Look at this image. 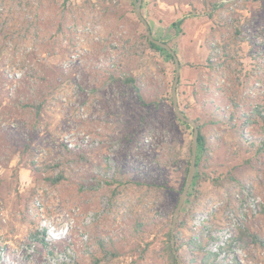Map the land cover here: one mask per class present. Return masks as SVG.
I'll list each match as a JSON object with an SVG mask.
<instances>
[{"label":"rangeland","instance_id":"rangeland-1","mask_svg":"<svg viewBox=\"0 0 264 264\" xmlns=\"http://www.w3.org/2000/svg\"><path fill=\"white\" fill-rule=\"evenodd\" d=\"M142 14L176 52L180 108L208 139L176 225L178 254L214 264L206 228L229 234L219 264H264L263 122L229 121L233 75L206 67L215 29L239 24L238 99L244 112L264 107V2L143 0ZM144 34L134 0H0L1 264H170L166 234L193 129L168 99L174 62ZM43 230L47 247L32 240Z\"/></svg>","mask_w":264,"mask_h":264},{"label":"trees","instance_id":"trees-1","mask_svg":"<svg viewBox=\"0 0 264 264\" xmlns=\"http://www.w3.org/2000/svg\"><path fill=\"white\" fill-rule=\"evenodd\" d=\"M131 1L133 3V0H131ZM260 1L264 2V0H260ZM65 4H66V2H65ZM209 16L212 18L211 14H209ZM182 21H183V18L179 19L176 22V24L180 25L182 23ZM141 23H142V21H141ZM222 25H223L224 30H222L221 27L215 29L216 34H213V36L211 37V39L208 42L209 55L207 58L206 67L213 73L223 71V72H226V73L233 75V81H234L233 89L230 90L228 88L227 90H225V91H227V93H229L231 95V96L230 95L227 96V98H226L231 105V112H230L231 115L229 117V121H234L235 119L236 120L238 119V120L242 121V124H246V123H249L252 119H254L255 117H253V116L256 115L257 117L261 118V121L263 122V127H264V107L256 105V106L252 107L250 112H244L242 109L243 108L242 100L238 99L240 95L238 94L239 91L237 88L241 85V82H240V77L237 75V67H235V64L240 63V56H238V53H237L238 49L237 50L233 49L231 47V43H233V42L235 43L236 41H240L239 39H241L240 37H241V34L243 33V31H242L241 27H239V24H235L234 22H229V23L222 24ZM144 28L147 31L145 26H144ZM143 37L145 38L149 49L164 52L169 57L170 61L174 62L172 55L166 49L161 48L160 46L151 42L148 39L147 34H144ZM242 39H244V38L242 37ZM137 48H139V47H137ZM121 62H122V60H121ZM137 80L138 79L135 75L125 74V80L123 82L128 83L129 86H131L132 88H135V90H139V92H140V90H142V89L140 88V83H138ZM203 88H205L207 90L206 85H203ZM177 95H178V92H177ZM138 99L143 104L146 103V100H145L143 94L142 95L139 94ZM168 99L172 102L171 93H170V95L168 94ZM153 101L154 102H152V103L155 105V107H158L160 105L161 100L158 101V99H156ZM211 103H214V102H211ZM212 105H214V104H212ZM181 110L186 115L185 111L183 109H181ZM194 120L198 124V120L197 119H194ZM181 122L187 126H190V124H188L186 122H183V121H181ZM198 127H199V135H198L196 169L200 166L202 157H205V156L208 157V154H209V152H208V150H209L208 149L209 148L208 147V139H207L204 131L202 130V126L200 124H198ZM261 144L264 146V137L261 140ZM257 151H262L261 146L258 147ZM190 154H191V145L189 147V155L186 158L185 163H184V167H183V174H184L185 180H186L188 170H189ZM156 160H157L156 163L158 165L157 169L160 168L159 171L157 170V174H159V176L157 175V177H159V181L161 182L160 178H161L162 174L164 173V170H163L164 167L161 164V162L163 161V156L158 154V156H156ZM30 167L36 171H38V169H39L35 166L34 162H30ZM197 176H198V171L196 172L194 178ZM208 177H210V176H208ZM62 178H63V174H61V173H59L55 176H48L47 177V179L52 184L59 182ZM117 180H118V178H113V179H111V182H115ZM181 224H183L182 221L178 222V225H181ZM166 235H167V242L165 245V252L167 253L169 263L170 264H178L176 256L173 253V249H172L171 229L167 232ZM241 235H249L253 238V240L255 242H263V239H261L255 232H251L250 230H246V229L241 230ZM45 237H46L45 230H43L41 232L36 231L32 236V240L40 242L41 244H43L44 246L47 247L48 242L46 241ZM176 240H177L176 248H177V250H179L180 245L178 242V237H176ZM99 243H100V246L103 247L104 252H106L107 250H105L103 240L99 241ZM191 243H196V242L192 241ZM215 255L216 254H214V253L207 252L206 255L204 256L206 263H209V262L211 263L212 260L215 258ZM181 259L183 260V258H181Z\"/></svg>","mask_w":264,"mask_h":264},{"label":"water","instance_id":"water-1","mask_svg":"<svg viewBox=\"0 0 264 264\" xmlns=\"http://www.w3.org/2000/svg\"><path fill=\"white\" fill-rule=\"evenodd\" d=\"M142 1L143 0H134V10H135L136 16L142 21V23L147 29L146 34H147L148 39L151 42L155 43L156 45L160 46L161 48L166 49L172 55L173 60H174L175 74H174L173 84L171 87V97H172V105H173L175 116L179 120L190 124L193 129L192 139H191V154H190V160H189V170H188V174H187L182 192L174 208L172 223H171V244H172L173 253L176 256L178 264H185L184 261L179 256L178 250L176 248L175 230H176V225L178 222L181 208L187 198L190 186L193 182V179L196 173V159H197L199 127H198L197 122L194 119L188 117L187 115L183 113V111L180 108L179 102H178L177 84H178L179 76H180V65H181L180 60L176 52L167 42L161 39L155 38L153 36V33L150 29V25L142 14Z\"/></svg>","mask_w":264,"mask_h":264},{"label":"built area","instance_id":"built-area-1","mask_svg":"<svg viewBox=\"0 0 264 264\" xmlns=\"http://www.w3.org/2000/svg\"><path fill=\"white\" fill-rule=\"evenodd\" d=\"M205 219L210 220V217H206ZM204 218L200 220L203 221ZM200 222H198L200 224ZM198 224V225H199ZM209 234L211 238H213L212 244L210 245V251L211 253H214L217 255L216 260L213 262L214 264H219L220 262L226 261L223 260L226 258V252L224 250V247L229 242V234H226L227 232L223 233L220 230L219 231H213L212 234L209 233V230L205 228V234ZM200 236V235H199ZM199 236H196V240L199 241ZM6 258V246L5 244H2L0 241V264L5 260ZM230 264H233V262L229 261Z\"/></svg>","mask_w":264,"mask_h":264}]
</instances>
